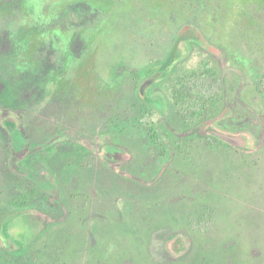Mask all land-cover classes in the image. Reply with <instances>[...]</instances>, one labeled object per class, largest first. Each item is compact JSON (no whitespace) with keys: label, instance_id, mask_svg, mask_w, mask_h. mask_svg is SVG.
I'll return each mask as SVG.
<instances>
[{"label":"rangeland","instance_id":"1","mask_svg":"<svg viewBox=\"0 0 264 264\" xmlns=\"http://www.w3.org/2000/svg\"><path fill=\"white\" fill-rule=\"evenodd\" d=\"M0 264H264V0H0Z\"/></svg>","mask_w":264,"mask_h":264},{"label":"water","instance_id":"2","mask_svg":"<svg viewBox=\"0 0 264 264\" xmlns=\"http://www.w3.org/2000/svg\"><path fill=\"white\" fill-rule=\"evenodd\" d=\"M160 76H161V72H157L149 76L141 86V93L144 94L145 90L149 86H151ZM5 123L8 125L10 133H13L18 128V126L12 119L6 120ZM209 131L213 133L214 135H216L217 137L223 139L224 141L238 148H241L244 150L250 149V145H249L250 139L248 136L244 134L224 133L214 127H211Z\"/></svg>","mask_w":264,"mask_h":264},{"label":"trees","instance_id":"3","mask_svg":"<svg viewBox=\"0 0 264 264\" xmlns=\"http://www.w3.org/2000/svg\"><path fill=\"white\" fill-rule=\"evenodd\" d=\"M16 131V130H15ZM14 131V132H15ZM13 132V133H14ZM156 132V131H155ZM154 132V128H152V130H151V137H152V139L154 140V141H156V140H158V135H157V133H155ZM73 160H75V159H73ZM15 205L16 206H19V208H25V204H24V202H21V201H17L16 203H15Z\"/></svg>","mask_w":264,"mask_h":264},{"label":"flooded vegetation","instance_id":"4","mask_svg":"<svg viewBox=\"0 0 264 264\" xmlns=\"http://www.w3.org/2000/svg\"><path fill=\"white\" fill-rule=\"evenodd\" d=\"M221 132H223V131H221ZM211 133V132H210ZM224 133H226V132H224ZM211 134H213V133H211ZM214 135V134H213ZM215 137H217L216 135H214ZM217 138H219V137H217ZM219 139H221V138H219ZM223 140V139H222ZM226 142V141H225Z\"/></svg>","mask_w":264,"mask_h":264}]
</instances>
